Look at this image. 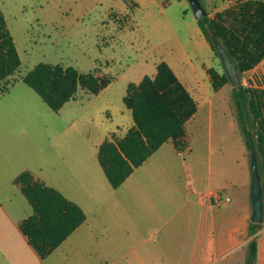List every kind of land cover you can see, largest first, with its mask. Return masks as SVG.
Masks as SVG:
<instances>
[{"label":"rangeland","instance_id":"rangeland-1","mask_svg":"<svg viewBox=\"0 0 264 264\" xmlns=\"http://www.w3.org/2000/svg\"><path fill=\"white\" fill-rule=\"evenodd\" d=\"M130 1L127 6L123 0H0L22 60L5 82L8 92L0 94V264H138L131 250L146 247L155 252L149 258L155 264L160 257L157 245L176 226L175 212L185 203L191 180L200 190L211 176L213 186L222 188L227 180L241 183L245 165L251 172V153L235 119L229 82L199 99L198 112L186 126L188 146L182 155L169 140L119 188L111 186L98 151L111 133L122 137L134 124L123 100L128 84L156 73L161 61L177 73L199 62L225 71L212 47L209 54L201 43L204 37L198 35L189 0H146L138 18L137 2ZM236 1L213 0L222 11ZM205 6L210 16L216 13L213 5ZM40 62L96 71L113 81L98 95L80 89L75 99L55 111L23 80ZM240 78L246 85L251 78L261 82L264 62ZM26 170L81 204L87 214L86 222L45 259L19 228L34 213L15 182ZM150 175H156L164 189L173 183L179 200L164 203L153 196L141 203L139 183L151 182ZM197 176L201 178L196 181ZM161 209L166 227L155 219ZM258 226L264 255V217Z\"/></svg>","mask_w":264,"mask_h":264},{"label":"trees","instance_id":"trees-1","mask_svg":"<svg viewBox=\"0 0 264 264\" xmlns=\"http://www.w3.org/2000/svg\"><path fill=\"white\" fill-rule=\"evenodd\" d=\"M123 1L131 5L130 0ZM197 22L218 55L210 38L211 33L216 35L240 77L264 61V0H237L232 7ZM21 64L17 44L0 12V94L8 92L5 82ZM207 72L214 90L230 82L226 71L221 73L211 67ZM23 80L55 111L75 99L80 89L98 95L113 81L96 71L86 73L74 66L46 62L38 63ZM123 100L132 112L134 124L122 137L111 133L98 151L99 163L114 189L169 140L179 152L184 151L188 146L187 123L199 109L197 100L167 61L157 65L154 76L130 82ZM233 100L235 119L249 149V133L254 138L264 190V79L258 82L251 78L248 85L242 83L234 88ZM15 182L34 210L19 223V228L45 259L86 222L87 214L81 205L37 179L31 171H23ZM258 230V224L251 222L250 234L254 237L247 244L248 264L258 257Z\"/></svg>","mask_w":264,"mask_h":264},{"label":"crops","instance_id":"crops-1","mask_svg":"<svg viewBox=\"0 0 264 264\" xmlns=\"http://www.w3.org/2000/svg\"><path fill=\"white\" fill-rule=\"evenodd\" d=\"M145 1L146 0H136L137 9H135L134 12L135 18H138V12L145 5ZM152 1H155L156 3L159 2L158 0ZM202 1L204 6L213 5L216 8L215 12L223 10L220 9V7H218L213 2V0ZM125 4L129 6L127 3ZM206 7L207 6H205V8ZM195 20L198 24L197 18ZM198 35L204 37V39H201V43L204 45L205 49L208 50L209 54H211V46L209 45L201 29ZM205 65V62H199L197 64L192 63L191 67H189L190 71H183L181 73H177L176 70L171 66L179 79L184 83L193 97L197 100L199 105V99H203L206 95L210 97V88L213 89L210 76L207 72L209 68H205ZM155 74L156 73L152 74L151 76H154ZM142 79L143 78H141V80ZM224 87H226V85ZM178 153L179 155H182V152L178 151ZM154 154L147 160V162L154 156ZM245 164L246 160L244 159V165ZM243 170L244 175L242 177L243 181L241 183L239 180H227L228 184L222 188L213 186L214 182L211 176L209 177L205 188H200V190H198L196 185H194V180L193 182L192 180L190 181L191 183L188 185V189L186 188L185 191V203L175 212L176 226H174L172 232L168 231L164 233V241L162 240L157 245L159 247L157 249H160L159 253L157 254L160 257L155 261V264H161V260L166 264H217L221 260L224 262H235V264H245L248 257L247 244L254 236L250 234V224L253 222V205L251 197L252 183L250 180L251 172L246 168V165ZM167 172L168 177L170 178L172 172L168 169ZM200 178V176H197L196 181ZM150 179L151 182L148 184L144 183V180H141L139 183V196L141 203L147 197H150L152 200L153 196L158 200H163L164 203H167V201H173V199L179 200L180 196L177 195L173 183L168 182V188L164 189L163 184L158 181L156 175H150ZM197 185H200V183ZM147 189L150 191V193ZM158 190L162 191V195H159ZM208 190L219 191L225 197H229L230 200L223 201L220 204H212L210 202L203 203L201 201L200 194ZM196 195L198 197L197 201L194 200ZM194 203L198 206L196 210L192 206ZM183 208L186 209L183 210ZM164 211L165 209H163V211L161 209V217H159V215L155 217L159 227H166V225L163 224L164 221L162 222ZM172 239H174L176 242L171 247H168V243L172 241ZM143 245L144 242H142V246ZM260 248L261 242L259 240L258 257L256 261H258L260 258H262L264 261V255L262 254V249ZM169 249H173L171 252L172 255L169 254ZM131 252L137 255L139 260L138 264H154V262H149V258L154 257L155 253H153L151 249L146 247V249H140L139 252H137V249H132Z\"/></svg>","mask_w":264,"mask_h":264},{"label":"water","instance_id":"water-1","mask_svg":"<svg viewBox=\"0 0 264 264\" xmlns=\"http://www.w3.org/2000/svg\"><path fill=\"white\" fill-rule=\"evenodd\" d=\"M195 16L197 19L204 18L209 15L208 10L202 3V0H189ZM210 38L215 46L223 67L230 79V82L234 88L239 87L242 84L241 78L238 74L237 68L233 63L230 56L227 54L226 50L220 43L219 39L215 34L211 33ZM250 139V153H251V173H252V205H253V215L252 221L254 223H261L264 217V190L262 178L259 172L258 156L256 152V145L254 138L251 133H249ZM253 264V263H250Z\"/></svg>","mask_w":264,"mask_h":264},{"label":"built area","instance_id":"built-area-1","mask_svg":"<svg viewBox=\"0 0 264 264\" xmlns=\"http://www.w3.org/2000/svg\"><path fill=\"white\" fill-rule=\"evenodd\" d=\"M203 203L220 204L223 201H229V197H225L221 192L215 190L204 191L200 194Z\"/></svg>","mask_w":264,"mask_h":264}]
</instances>
